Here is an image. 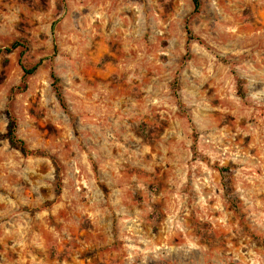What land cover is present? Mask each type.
I'll return each mask as SVG.
<instances>
[{
    "label": "rangeland",
    "instance_id": "374dc122",
    "mask_svg": "<svg viewBox=\"0 0 264 264\" xmlns=\"http://www.w3.org/2000/svg\"><path fill=\"white\" fill-rule=\"evenodd\" d=\"M201 4L0 0V264H264V0Z\"/></svg>",
    "mask_w": 264,
    "mask_h": 264
},
{
    "label": "trees",
    "instance_id": "16d2710c",
    "mask_svg": "<svg viewBox=\"0 0 264 264\" xmlns=\"http://www.w3.org/2000/svg\"><path fill=\"white\" fill-rule=\"evenodd\" d=\"M194 1H195V11L198 12L201 9V5H202L201 0H194ZM188 31H189L190 39H192L193 34H192V31L189 27H188ZM17 45L18 44H14L11 48H7L6 51H8V52L12 51V49L17 47ZM38 67H39V65L35 66L31 70L25 69L24 79H27L30 75H32L38 69ZM51 77L53 79L52 85H53L54 91L56 92L58 100L60 101L61 105L64 108H66L67 104H66L64 92H63L62 85H61V79L57 76V74L54 71H52ZM16 131H17V122H16L15 117L13 115H11V120H10L8 133H7L10 142L13 145L19 146L25 153H32L27 148L25 141H23L22 139H20L17 136Z\"/></svg>",
    "mask_w": 264,
    "mask_h": 264
}]
</instances>
